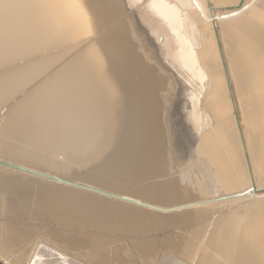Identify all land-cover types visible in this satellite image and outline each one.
<instances>
[{
	"label": "bare ground",
	"instance_id": "1",
	"mask_svg": "<svg viewBox=\"0 0 264 264\" xmlns=\"http://www.w3.org/2000/svg\"><path fill=\"white\" fill-rule=\"evenodd\" d=\"M83 1L89 9L95 33H102L109 25L119 20L120 14L121 16L123 14L131 15V20L135 22V26L140 30L124 31L123 29L127 28V22H129L127 18H124L125 20L120 22L115 29L101 37L100 50L104 54L93 48L78 59L71 60L70 65L63 66L54 76L44 78L43 76L52 68L53 64L58 62L57 56L28 62L24 66L9 71L4 70L37 54L67 46L77 38L81 39L78 37L79 31L88 35L89 25L78 1L0 0V124L3 127L0 136V153L4 148L9 156H14L13 153L20 156L24 154L36 160L43 158L45 153H50L51 156L48 158L57 162L56 168L71 167L89 164L88 162L93 163L98 159H95V157L109 151L114 142H118L121 144L120 147H124L122 152L111 156L108 166L102 165L94 172H90L88 176L94 182L105 178V176H117L122 178L124 183L129 179L136 182H159L157 180L164 178L159 183L154 182L148 185L138 193V195L149 200L147 203L121 198L147 211L134 210L140 216L137 218L139 221H142L144 225L157 223L156 228H159L161 224L162 227L177 225L181 216L190 213L189 209L199 207L197 204L193 205L195 204L193 202L192 205L188 206L167 205L171 199L173 200L172 181L175 179V175L177 176L180 173L182 180L187 181L186 176H184L185 168L193 164L198 153L200 157H208L212 161L211 165L215 172L226 180L228 191H237L235 195L230 193L212 198L209 201L215 200L218 201L215 204H219L220 199H223L222 203L235 201L234 205L241 202L250 211H252V207H255L256 211L253 210L252 213L255 211L256 214L264 215V203L255 206L261 201L264 202V197L259 203L255 200L256 203L254 204L241 201L246 200L243 198L248 195L253 196L254 191V194L259 192L258 185L260 181L256 186L257 183L250 179V176L245 177L246 172L244 173V181L238 177L239 172L246 171L245 163L249 165L247 159L246 162L243 160L245 150L242 147L244 145L246 147L247 144L244 140L245 136L248 139L247 142L253 141V144L255 143V145H251L252 143L247 144L248 150L253 155L252 161L256 160V164H250L257 165V160L264 158V127L261 132H258V128L256 134L253 131L259 125L260 129L264 125L259 123L261 118L259 113V116L254 115L253 110L255 111V109L250 111L252 117L248 110L247 113H245L246 110L242 111L243 114L253 118L250 122L251 118L248 117L247 120V116H243L247 126L244 136L242 129L240 134L238 129L236 131L234 127L236 124L228 114L229 111L220 108L218 105L212 107L210 109V120L207 124V126L209 124L211 126L204 134L201 146L199 148H197V145L192 147L190 160L182 165H180L183 162L180 156L177 157L179 153L176 147V130L179 127L176 126L175 111H173V105L176 102L177 84L175 66L177 65V68L179 67L188 76L187 80L191 86V88L188 87V90L193 92L191 102L195 91L199 90L200 86L201 69L198 61L202 65L201 68L205 69L206 65L216 88L222 82L220 66L218 65L219 57L210 34L212 20L210 11L204 8L205 0ZM223 1L214 0V3L218 2L217 5H220ZM241 1L234 0V3L236 5ZM63 2L65 10H63ZM242 3L244 5L241 11L223 12L217 18L219 25L222 26L232 78L235 80L234 72H237V76L243 78L237 77L241 80L240 82L246 77L247 86H245V89H242L244 83H239L242 86L241 90H244V92H246V89L249 91L251 83L254 84H252L254 89L250 90L259 92H255L258 93V100L256 95L252 96L254 95V93H251L252 91L247 92L257 100L255 104L256 107H259V111L256 110V112H260L263 116L260 121H264V113H262L264 111V85H261L264 83V26L254 19L256 25L254 24L253 29L258 28V31H255V29L253 33H256L255 36L258 33L259 38L261 37L263 41H257L258 44L256 45L258 46L256 48L253 40L254 38L259 40V38L253 36V40H249L251 43H248L247 38H251L248 36H252L251 33H248V35H245L247 37L244 41L245 38L241 34L246 29L244 28L241 33L238 26L245 24H234L233 19L230 20L232 16L245 15V17L251 18L250 22L252 23L253 17L251 15L256 11L254 6L264 3V0H243ZM125 4H128V7ZM147 5L148 7L151 5V8L147 9ZM122 8H124L123 12H121ZM78 13L79 19L74 21L73 14ZM248 18L245 19L248 21ZM247 21L244 22L251 24ZM237 22L235 21V23ZM71 23L73 26L70 28ZM251 27H253V24H251ZM66 28L69 31H65ZM164 28L168 35L162 31ZM253 29L251 28V30ZM247 30L251 31L248 27ZM197 32V39L193 40L190 35ZM157 37V40L162 41V44L159 41L158 43L155 42ZM239 38L240 42L238 41ZM149 41L150 44L146 43ZM235 41H238L239 46L234 43ZM160 44L164 48L174 47L175 55H171V52L170 54L166 53L163 62H161L162 59L152 50L154 46L159 50ZM61 57H63V54H61ZM107 69L112 75L111 78L108 76ZM205 71L206 77H208V72L206 69ZM203 79H205L204 74L201 77V80ZM248 83L250 86L246 88ZM124 98L128 107L126 114L121 111L122 108L120 107V101L122 102ZM223 107L228 108L227 104ZM189 116L190 123L188 119V126L190 127L192 122L191 127L193 130L189 134L186 131L184 143L191 146V143L195 144L194 141L197 139L196 129L200 126V123L197 114L193 116V113H190ZM16 134L19 136L20 144L14 142ZM100 136L106 139L104 152L89 155L90 144ZM240 136H242L243 143ZM246 154L248 153L246 152ZM252 155H249L250 159ZM247 158L249 159V157ZM61 159H65L67 163L64 162L63 164V162H60ZM3 166L57 185L68 183L45 173L40 174L20 167L21 170H15L11 164H3ZM255 175L257 174L255 173ZM235 178L240 179L237 181L239 184H233ZM6 182L4 176L0 178V185H4ZM190 184L193 186L194 183ZM189 188L190 186L187 183V187L184 189L185 193L188 194ZM72 194L74 193H65L64 197L66 198L63 200H60L56 195H46L48 209L44 212L36 208L35 205L32 211L30 207L24 205L21 200L18 201L17 198L4 199L2 197L5 203H3L0 213L3 220L6 221L9 217L11 220L18 213L16 208L18 205L20 212L26 215L23 218L29 220L30 225L32 222H41L46 217L51 218L53 213L51 210L60 214L58 216L59 220H64V214L67 212L78 213L75 202L69 199ZM231 196L232 198H230ZM236 198L241 199L232 200ZM256 198H259V196ZM208 199L203 198L199 201V204L213 205V202L205 203ZM163 204L168 207L159 206ZM204 204L202 205L205 206ZM161 210L171 212V214L175 213V215L158 221L153 213H160ZM179 212L181 213L176 214ZM228 214L230 215V212ZM228 214L226 222L229 218ZM216 218H218V215ZM223 218L225 217L223 216ZM213 220L215 221L214 217ZM49 221L51 222V220ZM226 222H223V225L218 223L215 228L213 226V230L210 227V236H208L207 230V238H209L206 244H208V248H206L204 254L208 258L206 256L202 257L198 264H264V251L260 253V256L258 250L254 248L252 240L248 236L249 234L240 231V224L229 221V224H227ZM209 223L207 227L210 226ZM31 229L38 231L36 228L31 227ZM32 233L34 232L10 224L4 234L7 242L2 248L4 256L0 257L3 258L1 263L88 264L83 259H79L62 248V246L51 243L45 238H37L35 241H31L29 237ZM204 240L206 241L203 238L202 242ZM8 243L12 253L8 249ZM144 246L146 245L143 244ZM104 260L102 259L101 264Z\"/></svg>",
	"mask_w": 264,
	"mask_h": 264
},
{
	"label": "rangeland",
	"instance_id": "2",
	"mask_svg": "<svg viewBox=\"0 0 264 264\" xmlns=\"http://www.w3.org/2000/svg\"><path fill=\"white\" fill-rule=\"evenodd\" d=\"M77 1L89 25L88 35L79 31L78 37H80L81 39L77 38L67 46L57 47L42 52L40 54H37L28 60L16 63L6 68L4 71H9L12 69L19 68L21 66H24L28 62H35L40 59H45L50 57L53 58L57 56V58L59 59L58 62L54 63L52 68L43 76L44 78L45 77L49 78L54 76L63 66L67 64L70 65L69 63L71 62V60L75 58L78 59L80 56L84 55L85 52L87 53L89 50L93 48L98 49L99 52L101 51L104 54V52L100 50L101 37L104 36L106 33L112 31L113 29H115L116 26L119 25V23L124 21L126 18L127 20H129V22H127V28L123 29L124 31L130 32V31H135V29L136 31L140 30L135 26V22L131 20L130 18L131 15L129 16L123 14L121 16L120 14L119 20L113 22L105 30L103 29L104 31L101 29L103 31L102 33H97V32L95 33V30L93 29L94 26L92 24V19H91L92 17L90 15L89 9L87 8L83 0H77ZM224 1L220 5H217L219 4L218 2L214 3V0L204 1L205 2L204 8L210 11V17L212 20V28L210 34L214 40L213 43L215 45L219 57L218 65L220 66L219 70L221 71V76H222V82L220 83V86L216 88L214 80L212 76L209 74L208 68L205 65V69L208 72V77H206V71L204 68H201L202 65L200 61H198L201 69L200 86H199V90L195 91L194 98L191 102V94L193 92L191 90H188V87L191 88L187 80L188 76L179 67L177 68V65L175 66V70L177 73V84L175 91L176 102L173 105V111H175L174 120L176 126L179 127L176 130V136H177L176 147H177V152L179 153L177 154V157L180 156V159L183 161L180 163V165L190 160L191 158L190 153L192 152L191 150L192 147H196L197 145V148H199L201 146L203 142L202 141L203 136L208 131V127L211 126L210 124L209 126H207V124L208 121L210 120V109L212 107L218 105L220 108L229 111L228 114L232 117L233 122L236 124L234 125L236 131L238 129V132L240 134L242 129L244 136L247 131V126H246L245 118L243 116L245 115L247 116V114H243L242 111L246 110L245 113H247L248 110L249 113L250 111L255 109V111L253 110L254 115L257 116L259 113L260 117L263 119V116L260 114V112H256V110L259 111L258 110L259 107L258 106L256 107L255 104V102L257 103L258 100L257 95L259 92L255 90V92H258L256 94L255 92H253V90H250L253 88L252 87L253 83L250 84L251 85L250 88H249L250 85L248 83V87L246 88H249V91L246 89V92H244V90H241V87L244 86L242 89H245V86H247V83L245 82L246 77L242 81L244 83V85L242 84V86L239 84L242 83L240 82L241 80H239V78L240 79L243 78L241 76H237L238 75L237 72H234L235 80L232 78V72L230 70V64L228 62L229 58L227 54V46L225 45L222 34V26L219 25L217 18V16L219 14H222L223 12L241 11L243 9L244 3H242L243 0L236 5L234 3V0L233 1L226 0V2ZM145 4L146 3L144 2V5ZM148 5L146 7H148ZM126 7H128V4L126 5ZM150 8L151 5L147 9ZM254 8L256 9V11L253 13V15H251V17H253V21L254 19L258 20L264 26V3H259L258 5H255ZM63 10H65L64 2H63ZM123 11L124 8L121 9V12ZM147 12L149 11L147 10ZM241 17H243L244 19L248 18L245 17V15L244 16L239 15V16H232L230 20L233 19L234 22L233 21L232 22L234 24H238V23H239L238 25H241L242 23L245 24V25L242 24L244 27L238 26L239 28L238 30L241 31L242 33L243 29L244 28L246 29V31L241 34L242 37L244 38L247 37L245 35L251 33L252 36H248L251 38H247L248 43H251L249 40L254 38L253 36H255L256 34L255 32L253 33V31L255 29H256L255 31H258V28L253 29L256 24L255 21L254 22L252 21V23L250 22L251 20L250 17L248 18L249 22L247 21V19L245 20L248 23L253 24V27H251V24H246L243 18L242 20L244 21H242ZM216 18L217 21L215 22ZM78 19H79V13L76 15L73 14V20L76 21ZM235 21L236 22L239 21V22L235 23ZM72 26L73 25L71 23L70 28ZM247 27L250 30L251 28L253 30L248 31ZM147 29L151 31L149 27H147ZM64 30L69 31L67 30V28ZM162 31L165 34H167L165 28ZM258 35L259 34L257 33L255 37L259 38L260 35L259 36ZM197 36H198V32L195 33L194 35H190V37H192L193 40H196ZM157 39L158 37L155 38L156 43H158L159 41ZM245 40L246 38L244 39V41ZM260 40L261 42H263L261 37L259 38V40L258 39L256 40L254 38L253 42L255 41L254 43L256 48L258 46L256 45L258 44L257 41ZM238 41L240 42V38L238 39ZM238 41H235L234 43L238 45L239 44L237 43ZM159 42L162 44V41ZM146 43L150 44V41ZM158 49L159 50H157L156 47L154 46L152 50L157 55H159V57L162 59L161 62H163L166 53L170 54L171 52L172 53L171 55L173 56L175 55L174 47L169 46L168 48L166 47L164 48L161 45V47L159 46ZM61 54H63V57H61ZM106 71L108 73V76L111 78L112 75L110 74L108 69ZM202 74L205 75V79L203 80H201ZM261 85H264V83H262ZM247 91L249 93L252 91L251 93H254V95L252 94L251 95L252 96L256 95L257 100L254 99L255 97L253 98ZM225 104H227L228 107L227 109L226 107L225 108L223 107ZM120 105H121L120 107L122 108L121 111H123L124 113L127 112L128 107L125 102V98L123 99L122 102L120 101ZM253 105H255L254 107H256L257 109L254 108ZM190 113L191 114L193 113V116L197 114L200 123V126L196 129V133L198 135L197 139H195L194 141L195 144L191 143V146L190 144L188 145V143H186V145L184 143V136H186L185 135L186 131L189 134L193 130L191 127L192 122L190 126L191 128L188 126V124L190 123V116H189ZM262 113H264V111H262ZM250 116L251 117L253 116L252 113ZM250 116H247V120L251 118ZM188 119H189V123H188ZM252 119L253 118L250 119V122H252L251 121ZM260 120L259 123L264 125V121L263 120L260 121ZM259 126L253 129L254 134H256L258 128H259L258 132H261L262 128L264 127L262 126L260 129ZM1 130H3L2 124H0V136L2 132ZM18 139L19 136L18 134H16L14 140L16 144H20V141ZM240 139L242 142V136H240ZM244 140L248 145L251 143H252L251 145H255V143L253 144V141L247 142L248 139H246V136ZM105 144H106V139L103 136H100L95 142H92L90 144V147L88 149L89 155H97L103 153L105 150ZM247 144H246L247 148L245 147V145L244 147H242V149L244 148L243 150H245V156H243L244 157L243 160H245L244 162H246L247 159V164L249 165H246L245 163L246 171L239 172L238 177L244 181V173L246 172L245 177L250 176V179H252L253 181H255V183H257L256 186L260 181L261 184L259 183L258 185L259 192L254 194L255 193L254 191V193L252 192L253 196L251 195L252 198L253 197L255 198L252 199L251 196L248 195L245 198H243L246 200H241L244 201V203L247 202V204L248 202L249 204L252 203L254 204L256 202L259 203L264 197L262 196L264 195V179H263L264 158L257 160L258 162L257 165H253L256 164L255 162L256 160H253L254 162L252 161L253 155L248 150ZM120 145H121L120 143L114 142L113 146H111L109 151H106L102 155L95 157V159L96 158L98 159L96 160L94 159L95 161H93V163L88 162L89 164H85V165H74L71 167H60V168H56L57 162L55 160L48 158L49 156H51L50 153H45L43 158L36 160L24 154L20 156L17 155L16 153H13L14 156H9L3 148L0 153V162H1L0 178L4 176L7 182L4 185H0V200H1L0 212L3 208V203H5L4 200H2V197L4 199L17 198L19 199L18 201L21 200V202L24 205L30 207L32 211L34 210V205H35L37 206L36 208H39L42 210V212H44V210L48 209L46 195L48 194L56 195L60 200H63L64 198H66L64 197L65 193L73 192L74 194L69 196L70 197L69 199H72L75 202L78 213L67 212L66 214H64L63 217L64 220H59L58 216L60 214L51 210L53 212L51 218L46 217L44 218L45 220L41 222H32L31 225L29 224L30 223L29 220H27L25 217L23 218V216L26 215L20 212L18 205L16 206L18 213L15 214L14 218H12L11 220L9 219L10 217L7 218L6 221L5 219L3 220V217L1 216L0 213V257L4 256L2 248H4L3 245L6 244L7 242V239L5 238L4 234L10 227V224H12V226L18 225L24 230L34 232L32 233L31 237H29L31 241L32 240L35 241L37 238L38 239L45 238V240H49L51 241V243H56L62 246V248L74 254L79 259L81 260L83 259L88 264L91 263L101 264L102 259H105L102 264H195V263L198 264L202 259V257L204 256L207 257V255L204 254L206 248H208V244H206L209 238V237L207 238V230H208V236H210L211 229L209 230V228L212 227L213 230V226L215 228L218 223L219 225H223V222L225 223L227 220L228 212H230V215L228 214L229 216L228 221L233 223H239L240 231H245L246 233H248L249 234L248 236L252 240L254 248L258 250L259 254L263 253L264 215L256 214L255 207H252V211L255 210L254 213H252V211L245 208L244 204H241V202L238 203V205L237 204L234 205L233 203H235V201L222 203V201H224L223 199L222 200L220 199L221 204L220 203L215 204V202H218L215 200L209 201L212 198L218 196H224L230 193L235 195L237 191L235 190L228 191L226 180L221 175L215 172V170L211 165L212 161L208 159V157L206 158L200 157L198 153H197V158H195L193 164L185 168L184 176H186L187 179V181H185L186 183L180 177V173H178L177 176L175 175V179L172 181L173 200L171 199L167 203V205L173 204L175 206H188L195 203L193 205L197 204V206L199 207L193 208L191 210L189 209L190 213H188L186 216H181L177 225H169V226L165 225V227L164 226L162 227L161 224L159 228H156L157 223H150L144 225L142 221H139L137 219L139 215L136 214L134 210H138L141 212H147V211H145L138 205L136 206L135 204L126 202L121 198L123 197L131 200L134 199L136 201H143L144 203H147L149 200L145 199L141 195H138V193L148 185L154 182L159 183L160 181L164 180V178L157 180L159 182L156 181L136 182L129 179L124 183L122 178H119L117 176H111V177L105 176V178H102L96 182L92 181L90 179V176H88L90 172H94L95 169L99 168L100 166L102 165L108 166L111 160V156L120 154V152H122V150L124 149V147H120ZM246 152L248 154H246ZM246 155H248L247 157H249V159L246 157ZM249 155H252L251 159ZM80 159H85V158H80ZM60 162H63V164L64 162L67 163L65 159H61ZM250 163L253 164L251 165ZM3 164L13 165V169L15 170H18L16 167H20L22 169L31 170L33 172L35 171L40 174L43 173L49 174L51 176L58 177L68 183L67 184L59 183L62 185H57L53 182H47L43 179L35 178L29 174L16 172L14 170H11L10 168L8 169L4 167ZM255 173L257 175H255ZM240 179L235 178L233 184L234 185H236V183L239 184V182L237 181H239ZM71 183L79 186H74ZM187 183L188 186H190L189 188L190 192L188 191V194L185 193L184 191V189H186L187 187ZM190 183H194L193 186ZM5 195L7 196L4 197ZM153 195L159 196L158 194H153ZM258 196L260 199L256 198ZM203 198L204 199L209 198L208 201H206L205 203L213 202V205L212 204L206 205L204 203L199 204V201L202 200ZM230 198H232V196ZM240 199L241 198H236L232 200H240ZM261 202L259 204H255V206H259L260 204L264 203ZM202 204H204L205 206H203ZM167 205L163 204L159 206L168 207ZM234 206L236 207L233 208ZM235 210L236 211L238 210L236 214H235L236 212ZM232 211L235 212L233 213ZM180 213L181 212L176 214H180ZM217 215L218 218H216ZM223 216L225 218H223ZM213 217L215 221L213 220ZM49 220H51V222ZM228 221L226 222L227 224H229ZM207 222L208 223L212 222L209 223L210 224L209 227H207L208 224ZM31 227L36 228V230H38L39 232L33 231ZM205 227H207L208 229L206 228V230H204ZM203 238L206 239V241L204 240V242H202ZM143 244L146 246L143 247ZM7 245L9 251L11 252L9 248V243ZM192 259L194 260V262ZM1 261H3V258H0V264H2Z\"/></svg>",
	"mask_w": 264,
	"mask_h": 264
},
{
	"label": "water",
	"instance_id": "3",
	"mask_svg": "<svg viewBox=\"0 0 264 264\" xmlns=\"http://www.w3.org/2000/svg\"><path fill=\"white\" fill-rule=\"evenodd\" d=\"M12 167V166H11ZM18 170H21V169H19V167H16ZM53 180H55V179H53ZM173 215H175V213H172L171 214V212L169 213V212H166V211H162L161 210V212L160 213H156V214H154L153 213V216H155L156 218H157V220L159 221V220H165V219H167L168 217H172Z\"/></svg>",
	"mask_w": 264,
	"mask_h": 264
}]
</instances>
